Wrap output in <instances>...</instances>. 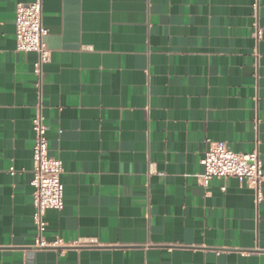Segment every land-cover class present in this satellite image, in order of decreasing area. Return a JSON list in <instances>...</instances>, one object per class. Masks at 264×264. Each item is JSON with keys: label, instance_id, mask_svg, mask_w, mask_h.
<instances>
[{"label": "crops", "instance_id": "obj_1", "mask_svg": "<svg viewBox=\"0 0 264 264\" xmlns=\"http://www.w3.org/2000/svg\"><path fill=\"white\" fill-rule=\"evenodd\" d=\"M30 1L0 0V264H264V185L257 203L237 177L200 178L207 139L264 163V0L258 18L255 0H43L41 88L16 49ZM40 97L64 168L54 256L34 246Z\"/></svg>", "mask_w": 264, "mask_h": 264}, {"label": "built area", "instance_id": "obj_2", "mask_svg": "<svg viewBox=\"0 0 264 264\" xmlns=\"http://www.w3.org/2000/svg\"><path fill=\"white\" fill-rule=\"evenodd\" d=\"M254 15L259 17V0L253 3ZM43 0L19 2L16 6L15 35L16 49L22 52H35L37 60L34 71L37 75L35 85L41 88L43 66L50 59L51 49L47 42L49 29L43 20ZM263 28L259 22L255 26V35L260 39ZM35 144L33 146V203L35 207L33 221L37 230L35 248L40 250H59L68 247L62 239L47 241L44 233L47 222L45 214L48 209L61 210L64 207V184L61 176L64 171L61 158L53 157L49 153V126L42 111V101L38 103V110L33 118ZM207 148L201 159L204 171L200 178L204 185H209L214 177H237L245 181L254 191L256 201L263 198L264 163L258 149L248 153L233 151L224 141L207 139ZM14 173V168L10 169ZM78 246H94V238H83L75 243ZM62 250V251H61Z\"/></svg>", "mask_w": 264, "mask_h": 264}, {"label": "water", "instance_id": "obj_3", "mask_svg": "<svg viewBox=\"0 0 264 264\" xmlns=\"http://www.w3.org/2000/svg\"><path fill=\"white\" fill-rule=\"evenodd\" d=\"M37 250H40V249H37ZM45 251H46V250H44V251H43V250H41V252H39V253H40V254L49 253L48 255H52V256H54V255H55V252H54V251H52V250H51V251L49 250L50 252H49V251H48V252H45ZM40 254H39V255H40Z\"/></svg>", "mask_w": 264, "mask_h": 264}]
</instances>
